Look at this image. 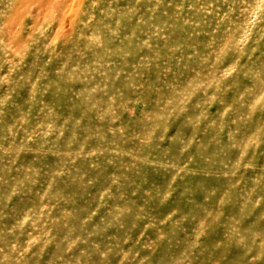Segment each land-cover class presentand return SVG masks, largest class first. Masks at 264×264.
Here are the masks:
<instances>
[{
	"label": "rangeland",
	"instance_id": "rangeland-1",
	"mask_svg": "<svg viewBox=\"0 0 264 264\" xmlns=\"http://www.w3.org/2000/svg\"><path fill=\"white\" fill-rule=\"evenodd\" d=\"M0 264H264V0H0Z\"/></svg>",
	"mask_w": 264,
	"mask_h": 264
}]
</instances>
